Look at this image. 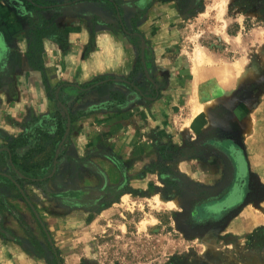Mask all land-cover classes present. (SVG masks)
Here are the masks:
<instances>
[{
    "label": "rangeland",
    "instance_id": "obj_1",
    "mask_svg": "<svg viewBox=\"0 0 264 264\" xmlns=\"http://www.w3.org/2000/svg\"><path fill=\"white\" fill-rule=\"evenodd\" d=\"M56 22L92 27L83 54L128 66L60 79L61 56L35 60L34 31L66 46ZM11 55L28 68L18 97L0 85V237L39 259L22 264H264V0H0V71ZM33 68L48 113L23 102ZM57 114L64 134L38 174L9 165L13 137L52 133ZM229 144L244 194L217 211Z\"/></svg>",
    "mask_w": 264,
    "mask_h": 264
},
{
    "label": "crops",
    "instance_id": "obj_2",
    "mask_svg": "<svg viewBox=\"0 0 264 264\" xmlns=\"http://www.w3.org/2000/svg\"><path fill=\"white\" fill-rule=\"evenodd\" d=\"M56 24L62 28L63 33L66 35V46L61 47L50 38L41 37V47L38 49L37 54L35 55V60L40 66L44 68H55V63L59 62L61 56L62 66H60L61 71L59 72L61 76L60 79L63 80L71 78L75 80V78L78 77L76 79L80 80L88 76L102 73L99 70L100 67L103 66L106 68L105 70L109 69L110 71L115 67L122 70L128 66L127 60H124L122 55L115 54L111 56L107 53L106 49L104 54L94 48L89 50L87 54H83L84 48L89 42L92 27L84 23L77 26H66L63 23L60 24L59 22H56ZM110 42L111 40L106 41L105 39L103 46L108 49V46L111 44ZM27 44H29L27 39L24 43H21V46L23 47L22 50L24 51L18 54V60L20 58L22 59L23 56L25 57V51L28 48ZM15 59L16 58L13 55L9 56L6 62L7 65L3 67L5 69L2 68V71H0V85L6 91V93L11 94V96H15V92L18 93L21 91L23 68H25V66L28 68L27 63H21L20 67L17 68L15 65ZM53 59L57 61L54 63ZM56 67H59V64H57ZM28 70L29 75L26 84L27 88L26 93L23 94L22 97L23 102L25 104L31 103L36 106L35 100H40V104L36 107L38 112L33 114L48 113L51 106L50 100L47 98L48 96L46 94H42L37 98L35 95L30 93L29 89L31 85H37V83H39V72L35 68ZM71 71H75V74L73 72V74L69 76ZM18 96L19 93L17 94V97ZM24 259H31L32 262L39 260L36 257L32 258L27 256L18 243L9 240H2L0 237V264H20V262L22 264L27 262Z\"/></svg>",
    "mask_w": 264,
    "mask_h": 264
},
{
    "label": "trees",
    "instance_id": "obj_3",
    "mask_svg": "<svg viewBox=\"0 0 264 264\" xmlns=\"http://www.w3.org/2000/svg\"><path fill=\"white\" fill-rule=\"evenodd\" d=\"M53 32L55 36L52 37V39L49 36H47V38L55 41H60V39L64 38L59 29H54ZM34 34L36 44L40 43L42 35L38 34L37 31H34ZM32 45L33 44L29 42L28 52L32 50ZM39 48L40 46H38L35 51H38ZM56 119L55 128L52 133L35 126L29 133L14 137L5 147V156L8 158V164L21 169L24 173H30L31 175L38 174V168L50 160L51 153L54 152V145L64 134V127L61 124L58 114ZM40 152H43V155L37 158L36 154ZM58 156L59 155L55 157ZM10 182L12 181L10 180ZM17 182L20 183V181H16V183ZM10 184H12L14 188L16 187L14 183ZM33 244L35 248H39V244L35 239H33Z\"/></svg>",
    "mask_w": 264,
    "mask_h": 264
},
{
    "label": "flooded vegetation",
    "instance_id": "obj_4",
    "mask_svg": "<svg viewBox=\"0 0 264 264\" xmlns=\"http://www.w3.org/2000/svg\"><path fill=\"white\" fill-rule=\"evenodd\" d=\"M230 155L235 163V178L232 181V184L227 191L225 197L221 201H218L213 205V209H227L228 207L239 202L244 194L245 186V175H246V166L243 159L241 149L236 145L229 144Z\"/></svg>",
    "mask_w": 264,
    "mask_h": 264
}]
</instances>
